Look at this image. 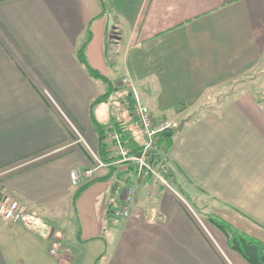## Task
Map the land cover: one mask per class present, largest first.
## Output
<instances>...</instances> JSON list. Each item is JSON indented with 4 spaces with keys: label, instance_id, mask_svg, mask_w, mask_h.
<instances>
[{
    "label": "crops",
    "instance_id": "0c3cea01",
    "mask_svg": "<svg viewBox=\"0 0 264 264\" xmlns=\"http://www.w3.org/2000/svg\"><path fill=\"white\" fill-rule=\"evenodd\" d=\"M101 1L103 14L98 0H0V192L28 206L22 221L0 224V264H93L104 252L99 264H247L173 189L264 242V0ZM96 16L86 59L117 91L94 117L105 129L122 124L129 151L143 147L123 79L154 119L190 116L165 155L181 192L139 178L134 162H110L108 179V164H94L89 107L106 86L76 49ZM111 99L118 118L102 109ZM74 169L93 171L76 213ZM130 185L131 211L120 217ZM31 218L48 224L45 234L26 228Z\"/></svg>",
    "mask_w": 264,
    "mask_h": 264
},
{
    "label": "trees",
    "instance_id": "16d2710c",
    "mask_svg": "<svg viewBox=\"0 0 264 264\" xmlns=\"http://www.w3.org/2000/svg\"><path fill=\"white\" fill-rule=\"evenodd\" d=\"M100 7H101V13H105L106 9L104 7V4L101 0H98ZM100 13V14H101ZM97 18L93 17L90 19V21L86 25V29L83 33V37L80 40L77 49H76V57L79 62V64L83 67L86 74L94 79L102 82L106 86V90L97 96L95 99H93L90 103L89 107V114L90 119L93 125V128L97 134L98 137V157L100 160L108 164L109 166V175L106 176L104 179H108L109 177H112L114 174V168L111 166L110 162L117 160L118 156L109 157L108 150H107V132L108 130L114 131L117 135L121 133V130L123 128L121 127L122 124L119 125V123H113L111 128H106L105 126L100 124L93 114V108L97 104L105 103L107 102L112 94L117 91L116 87L112 84V81H110L106 76L98 72L96 69L90 66L86 59V46L88 45L90 39H91V25L93 21ZM120 90V89H119ZM131 94H127V98H129ZM124 97V96H123ZM259 103H263L262 101H259ZM181 105L174 106V109H178ZM127 107L130 108V103L127 104ZM132 107V106H131ZM127 108V109H128ZM193 116V114H192ZM176 134V128H170L165 129L158 133L150 147L147 149L144 159L147 163L153 164L155 166H159L160 170L162 171L164 178L168 184H174V178L171 173V170L169 169L165 155L170 149L173 137ZM120 137V136H118ZM145 147H140L139 149L130 150L129 154L136 156L140 151ZM132 161H127V163ZM132 165V163H129ZM92 181L89 182H83L79 186H77L71 196V209L74 213H76V205H77V199L82 194V192L89 186V184ZM175 185V184H174ZM177 187V185H175ZM115 187V186H114ZM179 189V187H177ZM180 190V189H179ZM181 192V190H180ZM183 193V192H182ZM203 219L208 222L210 225L215 227L219 232L223 234V236L226 239L227 247L237 253L247 264H264V242L254 238L245 232L235 228L231 224L227 223L223 219L219 218L218 216L211 214V213H202L201 215ZM106 252H104L100 257H98L93 264H99L105 255Z\"/></svg>",
    "mask_w": 264,
    "mask_h": 264
},
{
    "label": "built area",
    "instance_id": "2783aa9c",
    "mask_svg": "<svg viewBox=\"0 0 264 264\" xmlns=\"http://www.w3.org/2000/svg\"><path fill=\"white\" fill-rule=\"evenodd\" d=\"M122 83L132 89L134 94L135 103L133 105V115L140 127L141 133L147 141L145 147L140 151V156L129 154V150L122 146L121 141L116 133H112L110 138L114 143L115 155L119 158L117 162L132 161L136 166V174L139 178L153 177L162 183L166 184L164 175L161 170L155 168V165L149 164L145 161L144 155L150 147L154 137L165 129L176 128L178 122L169 121L167 119L156 120L152 117L149 109L143 105L137 97L134 88L128 80L123 79ZM96 167H104L103 163L97 156L92 157ZM92 170H84L81 173L79 170L74 169L69 172L70 185L73 187L79 186L85 178H89ZM135 186H128L123 195L121 210L115 214L120 217H127L131 211L134 201ZM28 213V206L13 197L10 194H0V224L4 227H10L23 220L24 216Z\"/></svg>",
    "mask_w": 264,
    "mask_h": 264
},
{
    "label": "rangeland",
    "instance_id": "374dc122",
    "mask_svg": "<svg viewBox=\"0 0 264 264\" xmlns=\"http://www.w3.org/2000/svg\"><path fill=\"white\" fill-rule=\"evenodd\" d=\"M130 83V82H129ZM117 98V97H116ZM116 98H114L113 97V99H116ZM113 99H111L107 104H103V108L102 109H104V111H105V113H109V115H112L114 118H118V114H119V110H120V108H117L115 105H114V100ZM121 99H123V98H121ZM126 104V103H125ZM179 124V123H178ZM142 143H144V145H146V143H147V141H145V140H143L142 141ZM155 168H158V169H160V167L157 165V166H155ZM161 174L163 175V173L161 172ZM157 180V183H159V184H162V185H164L166 188H170L169 187V184L167 183V185L166 184H164V183H162L161 181H159L158 179H156ZM120 184V183H119ZM118 186H122L121 184L120 185H118ZM72 188H74L75 189V187H73L72 186ZM173 189V188H172ZM175 192H176V194L178 195V196H180V198L183 200H181L182 202H183V204L184 205H186L187 206V208H188V210L191 212V214L194 216V217H199V218H203L201 215V211H199V210H197L196 208H195V206H194V204H193V200L191 201L190 199H187V197H186V200L184 199V197L182 196V195H180L175 189H173ZM0 194H4L3 192H0ZM193 199V198H192ZM114 200H116V196L115 195H111V198H110V202L112 201L113 202V204L114 205H117V203L114 201ZM206 211V210H205ZM204 214H206V213H204ZM31 219H33V218H31ZM34 220V219H33ZM36 220H38V219H36L35 218V220H34V222L33 223H35V225H33V227H30V226H26V228L28 229V230H32V231H36V233H38L39 235H43V234H45V230H48V224H46V223H43V222H38V221H36ZM201 221H203V219H200ZM71 223L72 222H70V243H72V240H71V234L73 233V232H77L78 231V224H77V222L76 221H74V225L72 226L71 225ZM111 230L110 231H113V228H111V227H109ZM70 248H72L71 247V245H70ZM55 252V251H54ZM52 254H54V253H52ZM54 257H56V255H54Z\"/></svg>",
    "mask_w": 264,
    "mask_h": 264
},
{
    "label": "water",
    "instance_id": "95a60500",
    "mask_svg": "<svg viewBox=\"0 0 264 264\" xmlns=\"http://www.w3.org/2000/svg\"><path fill=\"white\" fill-rule=\"evenodd\" d=\"M189 120H190V116H188V117L182 119V120L179 122V124L177 125V127H176L177 132L181 131L182 128H183V126L185 125V123L188 122ZM140 155H141V153H138V154H137V156H140Z\"/></svg>",
    "mask_w": 264,
    "mask_h": 264
}]
</instances>
